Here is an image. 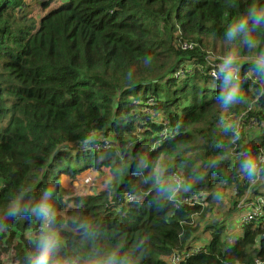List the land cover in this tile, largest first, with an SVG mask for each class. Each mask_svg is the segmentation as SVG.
<instances>
[{
    "label": "trees",
    "instance_id": "16d2710c",
    "mask_svg": "<svg viewBox=\"0 0 264 264\" xmlns=\"http://www.w3.org/2000/svg\"><path fill=\"white\" fill-rule=\"evenodd\" d=\"M261 12L264 0H0V264H36L49 241L48 264H167L193 247L178 264H264L261 222L230 245L221 222L194 237L219 191L236 210L264 151ZM102 169L106 189L60 182Z\"/></svg>",
    "mask_w": 264,
    "mask_h": 264
},
{
    "label": "rangeland",
    "instance_id": "374dc122",
    "mask_svg": "<svg viewBox=\"0 0 264 264\" xmlns=\"http://www.w3.org/2000/svg\"><path fill=\"white\" fill-rule=\"evenodd\" d=\"M28 2L30 4H32L34 1H28V0L25 1V3H28ZM207 61H208V63H212V62L214 63L215 61L220 62L221 58L210 56ZM249 109H250V107L247 108V110L243 113V115H246V113H248ZM240 117H244V116H240ZM240 123H244V128L250 127L253 130H254V126H256L254 120H250L247 123L246 120L244 122V118H242ZM240 123H239L238 128L240 127ZM104 170H106V169H102L101 173L96 172V171H92V170L81 172V173H79V175H77V178L75 177L74 181L69 180L65 177H61L60 182L67 189H69L68 187H70L74 192L80 191V190L84 191V190H87V188H89V190L91 192L95 191V189H98V190L106 189V183H105L106 176L104 174ZM78 178L81 179L82 182H84V183H86V181H88V182L91 181L92 186H88L86 188V186L80 184V190H79V187H77V184L79 183ZM179 180H180V177L178 178V181ZM69 181H72V182L69 183ZM259 182L262 183L261 180ZM259 182H256L255 185H257ZM104 183H105V185H104ZM201 194L204 195L205 193L202 192ZM230 195L231 194H230L229 189L224 190V191H219V197L217 199L218 201H216V203L214 204L213 211L210 212L209 214H207L203 219H200L201 221H198V227L200 226V228L194 233V237L197 238V240L195 242L197 245H201L202 243L207 242L209 230L204 232L203 227L206 224L211 223V222H216V223L221 222L225 226L224 232L221 234L220 238H221V240L224 239V241L226 243H228L227 245H230L231 242L234 240V238L239 235V228L238 227H239V223H240L239 222L240 211L234 210L231 213H228V215H225V213L228 212V210H227V197H230ZM224 196H226V197L223 198ZM237 201L239 202L240 199ZM197 219H199V215L198 216L196 215L193 217V220H194L193 223H196ZM9 257H11V255L7 254V256H4L1 259L4 262H6V264H7Z\"/></svg>",
    "mask_w": 264,
    "mask_h": 264
},
{
    "label": "built area",
    "instance_id": "2783aa9c",
    "mask_svg": "<svg viewBox=\"0 0 264 264\" xmlns=\"http://www.w3.org/2000/svg\"><path fill=\"white\" fill-rule=\"evenodd\" d=\"M26 1V0H25ZM28 1H40V0H28ZM183 49H190V46L186 47V45L182 46ZM211 64V66L215 67V70L212 69L208 75L211 78H216L217 76V71L221 70V66L219 63L217 62H212V63H208ZM230 74L231 79L236 80L237 79V74L234 70H228ZM187 73V72H185ZM184 74L183 72H179L176 74V76L178 75H182ZM148 104H152L150 101L148 102ZM163 126H164V122H162ZM162 134H165V131L162 132ZM107 147V141L105 139H98L97 141H95L92 145V149L94 151H100V150H105ZM264 165V151H260L257 155L256 161L255 163L251 166L252 171L254 172V178L252 180V182L249 185V189L247 191V193H249L250 188L259 181L260 177H259V171L262 168V166ZM178 176L174 175L173 176V180L178 183ZM86 184H88V181H86ZM89 186H92V183L89 184ZM246 193V194H247ZM244 195L239 202L236 203V208L240 211L239 214V222L242 224L245 223H257V222H261L264 225V192H261L255 196H253L252 198H249L247 195ZM132 199V195H127L126 196V200L130 201ZM184 203H188L189 201L187 199H183ZM198 252V247H193L192 249H190L189 251L185 252L184 254L180 255L177 253H171L170 256H168L166 258V263L167 264H178L180 263L185 257H187L190 254H194ZM256 264H262L260 262H256Z\"/></svg>",
    "mask_w": 264,
    "mask_h": 264
},
{
    "label": "clouds",
    "instance_id": "9594fccd",
    "mask_svg": "<svg viewBox=\"0 0 264 264\" xmlns=\"http://www.w3.org/2000/svg\"><path fill=\"white\" fill-rule=\"evenodd\" d=\"M261 16H264V12L258 13L256 16V21L259 22V19ZM246 21H241V23L237 26L238 29H242L244 27V24ZM237 29H233L235 31ZM236 89L234 88L231 93L228 96V99L230 100L233 95L236 94ZM52 248V243L49 241L48 243L45 244L43 251L41 254L37 257L36 259V264H48V259H49V254Z\"/></svg>",
    "mask_w": 264,
    "mask_h": 264
},
{
    "label": "crops",
    "instance_id": "0c3cea01",
    "mask_svg": "<svg viewBox=\"0 0 264 264\" xmlns=\"http://www.w3.org/2000/svg\"><path fill=\"white\" fill-rule=\"evenodd\" d=\"M261 180L262 183H260L259 181ZM259 183L257 185H253L250 190H249V193H247L246 195L249 197V198H252L253 196L261 193V192H264V177H261L259 179ZM235 208H236V205H235ZM236 210H238L236 208ZM239 211V210H238Z\"/></svg>",
    "mask_w": 264,
    "mask_h": 264
}]
</instances>
